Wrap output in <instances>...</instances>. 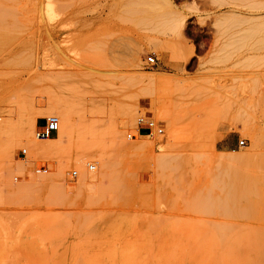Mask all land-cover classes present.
I'll use <instances>...</instances> for the list:
<instances>
[{"label": "rangeland", "instance_id": "rangeland-1", "mask_svg": "<svg viewBox=\"0 0 264 264\" xmlns=\"http://www.w3.org/2000/svg\"><path fill=\"white\" fill-rule=\"evenodd\" d=\"M149 1L0 0V264H264V51L212 15L247 0Z\"/></svg>", "mask_w": 264, "mask_h": 264}, {"label": "bare ground", "instance_id": "bare-ground-1", "mask_svg": "<svg viewBox=\"0 0 264 264\" xmlns=\"http://www.w3.org/2000/svg\"><path fill=\"white\" fill-rule=\"evenodd\" d=\"M151 1V0H150ZM149 1V2H150ZM160 2H159V4L162 6V4L163 5H165V6H171L172 5V2L173 1H171V0H159ZM210 1V0H209ZM212 1V0H211ZM213 1H215V0H213ZM229 1V0H228ZM241 1V0H240ZM242 1H244V0H242ZM246 1V0H245ZM248 1V2H247ZM246 1V4H245V6H243V7H241L240 5H238L237 4V6H240V7H237L234 3H233V6L231 5L232 3H230V4H228V6L229 5H231V6H229V7H227V9H225V11L223 12L222 11V14H219L218 15V13L217 14H212L213 15V18H214V22H216V24H217V22L218 23H222V24H224V25H226L227 24V27H228V22H229V24H230V26L231 25H233V27L232 28H236V27H234V22L233 21H235V22H238V24L236 23V25H238V29H236V30H234L233 32H231L230 34H234L233 36L234 37H238V39L239 38H246V41H248V38L247 37H249L250 39V42H254V43H256V46H255V44H254V46L252 47L251 46V48H250V50H249V48L248 47H250L249 45H247L248 43H249V41L246 43V50L248 49L249 50V54L251 55V56H256V55H261V52H263L264 51V47H263V50H262V42L264 41V0H247ZM232 2V1H231ZM236 2H238V1H236ZM154 3V2H153ZM152 3V4H153ZM239 3V2H238ZM243 3H245V2H243ZM248 3V4H247ZM156 4V3H155ZM157 4H158V1H157ZM195 3L193 2V4L192 5H194ZM240 4V3H239ZM242 4V3H241ZM149 5V4H148ZM210 5H211V3H210ZM235 5V6H234ZM151 6V5H150ZM165 6H162V7H165ZM174 6V5H173ZM196 6V5H195ZM214 6V5H213ZM222 6V5H221ZM226 6V5H225ZM188 7V6H187ZM190 7V6H189ZM194 9H193V8ZM191 8H192V10H197V8L196 7H194V6H192ZM211 7V6H210ZM220 7V6H219ZM196 8V9H195ZM218 8V7H217ZM217 8H215L216 10H217ZM167 9V8H166ZM170 9H172L171 7H170ZM175 9V8H174ZM184 9V8H183ZM183 9H176L175 10V17H174V22L175 23H173V26H175V30H176V33H177V35L178 36H182L183 35V20L186 18V17H184L185 16V11H187V10H183ZM205 9V8H204ZM153 10V9H152ZM215 10V11H216ZM172 11H173V9H172ZM188 11H189V8H188ZM201 11V10H200ZM190 12V11H189ZM196 11H194V13H195ZM169 13V12H168ZM221 13V12H220ZM166 14V13H165ZM172 14V13H171ZM196 14H198L197 12H196ZM204 14H208L207 12L206 13H204ZM209 15V14H208ZM208 15H206V18L207 17H209ZM211 15V14H210ZM171 18H172V16H171ZM197 18H200V17H198L197 16ZM203 18H205V16L203 17ZM212 18V19H213ZM211 19V20H212ZM173 20V19H172ZM202 20L203 19H201V23H202ZM185 21V20H184ZM173 22V21H172ZM212 23H213V21H212ZM226 23V24H225ZM233 23V24H232ZM240 23V24H239ZM175 24V25H174ZM216 24H214V26L216 25ZM221 24V25H222ZM223 25V26H224ZM229 26V27H230ZM220 27V26H219ZM216 28L217 30L218 29H220V28ZM225 28H226V26H224ZM232 28H230V30L232 29ZM223 29V28H222ZM222 29H220V30H222ZM227 29H229V28H227ZM220 30H218V33H219V31ZM225 29H223L222 31H221V35L223 34V32H225L224 31ZM216 33H217V31H216ZM215 33V34H216ZM220 34V33H219ZM226 34H227V32H226ZM229 34V35H230ZM222 37V36H221ZM234 37H232V38H234ZM255 39V40H253V39ZM182 39H183V37H182ZM217 39V38H216ZM234 39H236V38H234ZM242 39V40H243ZM251 39H252V41H251ZM241 40V39H240ZM240 40H239V42H240ZM242 40H241V42H242ZM238 41V40H237ZM245 40H243V42H244ZM262 44L261 45V47H260V45L259 44ZM238 44V43H237ZM244 44H245V42H244ZM250 44V43H249ZM251 45H253L252 43H251ZM259 45V46H258ZM244 46V45H243ZM237 47V46H236ZM241 47V46H240ZM241 49V48H240ZM243 49V48H242ZM181 50V49H180ZM236 50V49H235ZM193 51V50H192ZM239 51V50H238ZM244 52H246V51H244ZM183 53V52H182ZM246 54V53H245ZM263 55L264 54H262V56L261 57H263ZM241 57V56H240ZM250 57V56H249ZM245 58V57H244ZM243 58V59H244ZM246 59H249V58H246ZM259 59V58H258ZM263 59V58H262ZM264 61V60H263ZM260 77H261V74L259 75ZM262 79V77L261 78H259V79H257V81H259L260 82V80ZM261 82H262V80H261ZM263 83V82H262ZM262 83H261V85H262ZM260 85V84H259ZM260 85V86H261ZM263 87V85L261 86V88ZM260 90V89H259ZM260 92H262V91H260ZM264 92V91H263ZM263 101V100H262ZM57 118V117H56ZM58 120V119H57ZM252 141H253V144H254V149H258L259 147V139H257L255 136L252 138ZM264 156V155H263ZM221 158H223V157H221ZM227 161L230 159H228V157H226L225 158ZM244 159H246V158H242L241 160H240V162H244L245 160ZM222 160H224V159H222ZM231 163H232V161H230ZM236 163V162H235Z\"/></svg>", "mask_w": 264, "mask_h": 264}, {"label": "built area", "instance_id": "built-area-1", "mask_svg": "<svg viewBox=\"0 0 264 264\" xmlns=\"http://www.w3.org/2000/svg\"><path fill=\"white\" fill-rule=\"evenodd\" d=\"M146 66L153 67L156 64V61L153 57H147L145 59ZM41 124H36L33 129V137L39 141H45L51 139L53 136H56L58 130V120L54 115H48L43 117L41 120ZM151 134L161 135L162 128L159 124L153 122L151 118L148 116L147 112H143L140 109L136 110L134 116V128L131 134H126V139L131 140L135 137H149ZM239 146L243 145V141H239ZM18 155L25 157V150L20 149ZM89 170L93 169V166H88ZM35 173H45L46 167L40 166L39 168L34 170ZM76 172L71 171L70 177L75 176ZM15 180V178H14Z\"/></svg>", "mask_w": 264, "mask_h": 264}, {"label": "crops", "instance_id": "crops-1", "mask_svg": "<svg viewBox=\"0 0 264 264\" xmlns=\"http://www.w3.org/2000/svg\"><path fill=\"white\" fill-rule=\"evenodd\" d=\"M219 144L223 146V148H221L222 151L231 150V143L228 138L226 137L216 138L215 146Z\"/></svg>", "mask_w": 264, "mask_h": 264}]
</instances>
